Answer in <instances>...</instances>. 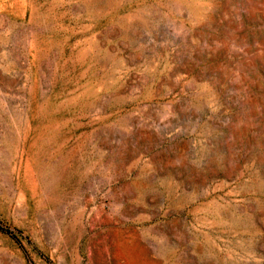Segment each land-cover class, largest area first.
Instances as JSON below:
<instances>
[{
    "label": "rangeland",
    "instance_id": "374dc122",
    "mask_svg": "<svg viewBox=\"0 0 264 264\" xmlns=\"http://www.w3.org/2000/svg\"><path fill=\"white\" fill-rule=\"evenodd\" d=\"M0 264H264V0H0Z\"/></svg>",
    "mask_w": 264,
    "mask_h": 264
},
{
    "label": "water",
    "instance_id": "95a60500",
    "mask_svg": "<svg viewBox=\"0 0 264 264\" xmlns=\"http://www.w3.org/2000/svg\"><path fill=\"white\" fill-rule=\"evenodd\" d=\"M226 120H227V118H226L225 116H224V117H221V121H222L223 127H225L224 130H225V129L228 130V128H229V127L227 126L228 124H227V125L225 124V121H226ZM183 213H184V214H188V211H187V210H186V211H183Z\"/></svg>",
    "mask_w": 264,
    "mask_h": 264
}]
</instances>
